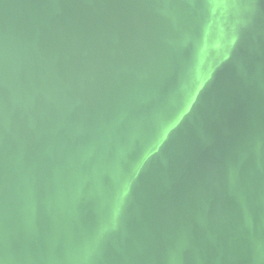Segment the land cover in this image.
Here are the masks:
<instances>
[{
    "label": "water",
    "instance_id": "1",
    "mask_svg": "<svg viewBox=\"0 0 264 264\" xmlns=\"http://www.w3.org/2000/svg\"><path fill=\"white\" fill-rule=\"evenodd\" d=\"M0 264H264V0H0Z\"/></svg>",
    "mask_w": 264,
    "mask_h": 264
}]
</instances>
